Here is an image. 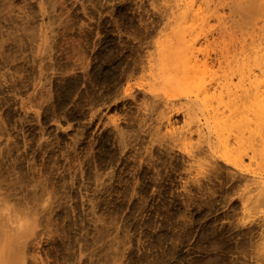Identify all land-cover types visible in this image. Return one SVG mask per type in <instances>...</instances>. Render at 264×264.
<instances>
[{"label":"rangeland","instance_id":"1","mask_svg":"<svg viewBox=\"0 0 264 264\" xmlns=\"http://www.w3.org/2000/svg\"><path fill=\"white\" fill-rule=\"evenodd\" d=\"M263 59L264 0H0V225L18 263L264 264V120L247 121Z\"/></svg>","mask_w":264,"mask_h":264},{"label":"bare ground","instance_id":"2","mask_svg":"<svg viewBox=\"0 0 264 264\" xmlns=\"http://www.w3.org/2000/svg\"><path fill=\"white\" fill-rule=\"evenodd\" d=\"M185 37L184 36H182L181 34H180V36L178 37V39L176 40V42H175V44L173 45L174 46V50H172L171 51V54L173 55V59H175L176 60V63H177V66H180V64H181V66H183L182 67V69L184 68V70H185V72H189V70H190V66H189V59H188V56H190L189 55V52H190V50H189V44L187 43V41H186V39H184ZM175 40V39H174ZM171 43H173V41L171 42ZM170 43V44H171ZM169 55V53H166V55ZM168 55H167V57H168ZM260 58H256V60H259ZM191 60V59H190ZM255 60V61H256ZM262 60V59H261ZM264 60V59H263ZM189 61V62H188ZM178 62H180L179 64H178ZM257 62H259V61H257ZM262 62V61H261ZM188 64V65H187ZM181 66H180V68H181ZM179 68V71L181 70ZM182 71V74H180V75H186V73L183 71V70H181ZM181 73V72H180ZM185 73V74H184ZM179 75V76H180ZM191 77H193L192 75H190ZM184 77V76H183ZM188 78H189V81L188 82H190L191 81V79H190V77H184V78H182L183 80L184 79H186V80H188ZM175 79V78H174ZM179 80H181V76H180V79ZM185 80V81H186ZM185 81H181V82H185ZM178 82H180V81H178ZM187 83V82H186ZM191 83H193V81L191 82ZM187 84H190V83H187ZM219 103V102H218ZM264 103V102H263ZM219 105L220 104H218V106H217V108L219 107ZM213 108H215V107H213ZM235 108H237V107H235ZM233 110H235V109H233ZM240 110V109H239ZM210 111H213V109L212 110H210ZM217 111V110H216ZM220 112V111H219ZM236 112H238V111H236ZM242 112H244V110L242 111ZM239 113V112H238ZM246 113V112H245ZM253 113H254V116H253V118H252V116L247 120V121H249L248 123L249 124H251V125H259L260 123H262L263 122V120H264V104H261V105H256L255 106V110H253ZM213 114H215V110H214V113ZM235 115H236V113H235ZM213 116V115H212ZM236 117L238 118L237 120H234V121H229L228 119H222V118H218V119H213V121H214V126H215V128H213V129H215L214 131H216V130H218L217 132H219V130L221 129V131L223 130H226L227 128H230L231 126H235V124L237 123V126H238V124L240 125V126H238L239 128L241 127V126H243L244 125V123L242 122V120L243 121H246L245 120V118H243V117H239L238 115H236ZM211 121V120H210ZM237 126H235V127H237ZM220 135V134H219ZM218 136V135H217ZM254 142V141H253ZM255 143H257V142H255ZM226 144V143H225ZM224 144V145H225ZM239 145V144H238ZM253 144L252 143H248V147L250 148V150H251V148L253 149ZM257 146V145H256ZM255 146V147H256ZM259 146V145H258ZM258 146L256 147V148H258ZM261 148H260V151H259V154H258V149H257V154L259 155H257L258 157H256V158H259L260 157V159H261V156L260 155H264V139H262L261 140V146H260ZM221 148V147H220ZM224 156L228 159V160H231L232 162H234V163H237V162H241V159H242V154H241V152L238 150V149H236V148H228V146L227 145H225L224 146ZM254 150H256V149H254ZM253 151V150H252ZM252 151H250V156H251V152ZM254 152V151H253ZM252 152V155H254V153H256V152H254L253 153ZM262 153V154H261ZM253 157V156H252ZM264 158H263V156H262V160H263ZM4 206V205H3ZM4 208H5V210L7 209L6 208V206H4ZM1 210H2V213L3 212H5V210L4 209H2V206H1ZM8 210V209H7ZM9 211V210H8ZM1 212H0V214H2ZM7 213V212H6ZM9 213H10V211H9ZM4 214V215H6V216H4V215H0V218H1V216L3 217H5L4 219L2 218V219H0V222H1V220H2V223H3V225H7V228H8V230L10 231V229H11V226L10 227H8V225L10 224V221H11V215L10 214ZM4 220V221H3ZM2 225V224H1ZM0 225V226H1ZM3 225L0 227V229L2 230V228L4 229L5 227H3ZM19 227L20 228H22V226L21 225H19ZM19 227H18V229H19ZM6 228V229H7ZM10 228V229H9ZM5 230V229H4ZM6 231V230H5ZM5 231H0V232H2V233H0V239H2V238H4V236H5V238L4 239H8L6 242H5V244H6V246L8 247H6L5 248V244H4V242H1V241H5L4 239H2L1 241H0V243H2L3 244V247L1 248V246H0V248H1V252L2 251H8V254H7V252H5L6 253V255H5V253L3 252V254L5 255H3L2 253H0V254H2V256L0 255V264H12L11 262L12 261H14V263L15 264H20V263H18L19 261H18V258L17 257H19L18 256V251H16V250H14V248L16 247V249H17V245L16 246H14V244H17V242H16V240L15 241H13L14 242V244H11V239H9L8 237H7V235H5ZM7 232L6 231V234H11L10 232ZM18 231H20V229L18 230ZM4 232V233H3ZM1 234H3V235H1ZM21 234V233H20ZM1 236H3L2 238H1ZM19 236V235H18ZM7 237V238H6ZM10 238H12L13 239V237L12 236H10ZM12 242V243H13ZM16 242V243H15ZM1 244V245H2ZM12 245V247H13V250L15 251H12V249H10L11 247V245ZM9 250H11V251H9ZM11 252V253H10ZM17 252V253H16ZM11 255H10V254ZM12 253H16L15 255L17 256H15V255H13ZM3 256H4V258H3ZM9 256H11V258L9 257ZM2 257V258H1ZM14 258H16L17 259V261L16 260H14ZM11 261V262H10ZM20 262H21V260H20ZM13 263V264H14Z\"/></svg>","mask_w":264,"mask_h":264}]
</instances>
